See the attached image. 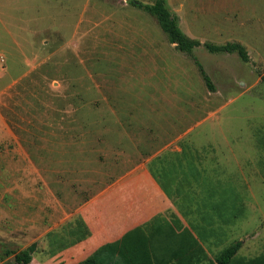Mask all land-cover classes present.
<instances>
[{
    "label": "rangeland",
    "instance_id": "374dc122",
    "mask_svg": "<svg viewBox=\"0 0 264 264\" xmlns=\"http://www.w3.org/2000/svg\"><path fill=\"white\" fill-rule=\"evenodd\" d=\"M131 1L155 0H0V264L33 242L45 261L52 221L148 160L211 224L201 264L235 242L264 264V0H166L189 38L249 52L194 49L214 92Z\"/></svg>",
    "mask_w": 264,
    "mask_h": 264
},
{
    "label": "crops",
    "instance_id": "0c3cea01",
    "mask_svg": "<svg viewBox=\"0 0 264 264\" xmlns=\"http://www.w3.org/2000/svg\"><path fill=\"white\" fill-rule=\"evenodd\" d=\"M150 162L127 172L61 222L52 221L46 233L48 240L50 232L72 216L82 218L78 228L73 224L62 235L55 231L56 238L49 244L47 240L44 263L31 256L32 264H78L90 257L102 264L116 260L123 264H201L212 226L207 222L204 228L198 218L190 223L184 218L176 201L180 189L171 185L172 190H168L151 172ZM32 244L33 255L37 243ZM103 252L105 257L98 259L95 254Z\"/></svg>",
    "mask_w": 264,
    "mask_h": 264
},
{
    "label": "trees",
    "instance_id": "16d2710c",
    "mask_svg": "<svg viewBox=\"0 0 264 264\" xmlns=\"http://www.w3.org/2000/svg\"><path fill=\"white\" fill-rule=\"evenodd\" d=\"M132 6L139 8L150 16L154 17L159 27L165 34L170 44L175 45V48L187 56H190L194 62L198 65L200 73L205 81L207 89L210 92L215 91L213 82L203 70L202 66L198 63L197 59L192 56L194 49L202 46L211 54H233L236 53L238 58L243 63L249 62V55L246 48L240 43L228 42L222 45H216L210 42L201 43L198 40L189 38L180 28L178 18L170 11L167 6L166 0H155L153 4H143L137 1L130 2ZM261 80L264 82V74L261 76ZM241 247L240 242H235L225 248L214 259V264H232V261ZM35 250V244L30 245L25 250L17 253L14 257L15 262L21 264H29L31 262V256ZM78 264H102L95 258L90 257Z\"/></svg>",
    "mask_w": 264,
    "mask_h": 264
}]
</instances>
